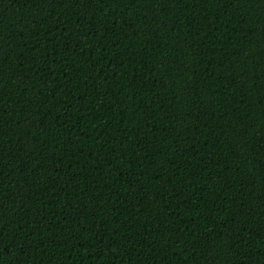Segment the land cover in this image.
<instances>
[{
    "label": "trees",
    "instance_id": "trees-1",
    "mask_svg": "<svg viewBox=\"0 0 264 264\" xmlns=\"http://www.w3.org/2000/svg\"><path fill=\"white\" fill-rule=\"evenodd\" d=\"M0 264H264V0H0Z\"/></svg>",
    "mask_w": 264,
    "mask_h": 264
}]
</instances>
